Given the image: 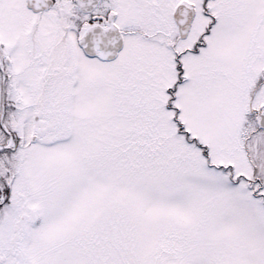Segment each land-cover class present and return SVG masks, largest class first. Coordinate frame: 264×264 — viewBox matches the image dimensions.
<instances>
[{
    "label": "snow or ice",
    "instance_id": "obj_1",
    "mask_svg": "<svg viewBox=\"0 0 264 264\" xmlns=\"http://www.w3.org/2000/svg\"><path fill=\"white\" fill-rule=\"evenodd\" d=\"M0 264H264V0H0Z\"/></svg>",
    "mask_w": 264,
    "mask_h": 264
}]
</instances>
